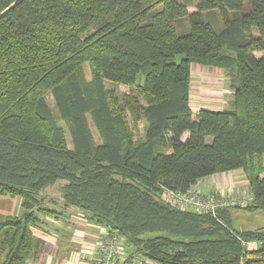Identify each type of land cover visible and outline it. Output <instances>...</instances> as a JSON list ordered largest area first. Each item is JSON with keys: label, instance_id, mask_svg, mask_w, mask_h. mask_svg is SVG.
<instances>
[{"label": "trees", "instance_id": "obj_1", "mask_svg": "<svg viewBox=\"0 0 264 264\" xmlns=\"http://www.w3.org/2000/svg\"><path fill=\"white\" fill-rule=\"evenodd\" d=\"M262 51L264 0H0V195L24 209L0 219V264L33 256L34 228L56 211L41 191L58 180L64 203L118 230L133 255L264 264V228L232 225L235 208L264 211ZM192 63L233 76L231 108L191 105ZM235 169L254 196L246 207L213 215L163 198Z\"/></svg>", "mask_w": 264, "mask_h": 264}, {"label": "crops", "instance_id": "obj_2", "mask_svg": "<svg viewBox=\"0 0 264 264\" xmlns=\"http://www.w3.org/2000/svg\"><path fill=\"white\" fill-rule=\"evenodd\" d=\"M199 71L201 72L199 77L204 79V71L201 69ZM193 83L192 70L191 85ZM231 107L232 104H229L228 108L225 109ZM192 189L203 193L218 192L225 195L250 193L248 179L242 169L206 176L199 179L192 186ZM62 201L58 200L59 206L56 204L57 207L55 208L57 211L55 214L43 215V221L34 228L38 246L33 256L27 261V264L93 263L96 256L97 243L107 236L109 228L90 219L83 209L66 205ZM19 203L21 205V200ZM20 207L22 208V206ZM20 214L15 213L14 215Z\"/></svg>", "mask_w": 264, "mask_h": 264}, {"label": "rangeland", "instance_id": "obj_3", "mask_svg": "<svg viewBox=\"0 0 264 264\" xmlns=\"http://www.w3.org/2000/svg\"><path fill=\"white\" fill-rule=\"evenodd\" d=\"M198 2L199 0H195V3H198ZM194 10H196L195 7L190 8V11H194ZM230 15L233 16L234 14L230 13ZM263 55H264V51L257 52L258 57L263 56ZM179 58L180 56H178L177 59ZM83 67H84L85 77L88 80H90L92 77L91 65L89 63H85ZM199 69L204 71V75H205V78L203 77L204 79H201L199 77L201 75V72L199 71ZM192 70H193L194 83L191 88L192 89L191 90V105L197 110L201 108H213V109L228 108L229 104H231L233 100V92H234L233 76L231 74H228L223 69L213 67V66L205 67L197 63H192ZM211 76H215V77H211ZM143 82H144L143 75H139L138 84H143ZM106 86L109 89H113L119 92V94L121 95L130 94V93L135 94L134 88L130 86L119 85L112 81H107ZM47 100L52 107H55V100L51 93L47 95ZM140 102L143 104H146V101L144 98H141ZM121 103H126V102L125 100H122ZM128 121L131 124H133L130 115H128ZM61 124L66 128L67 139L69 141V145L72 146L71 134L66 124L63 121L61 122ZM91 128H92L95 140L97 142H100L101 138L93 124L91 125ZM144 128H145V124L139 123V125L137 126L136 133L137 134L143 133ZM185 137H187V134L185 135ZM63 183H64L63 180H58L52 186H49L41 191L42 197L44 198L43 205H46L48 207H53V209H56L55 208L57 207L56 204H58L59 206L58 200L60 201L63 200L61 190H60V187ZM20 200L21 199L19 197H10V196L0 195V219H3L4 217L11 215V214L14 215L15 213L17 214L22 213L24 209L20 207L21 206L19 203ZM56 211H53L54 214L56 213ZM232 225H233V228L236 230L264 228V211L260 209L251 211V210H246L242 208L241 209L235 208L232 210ZM150 234H153V233H150ZM130 248H133V246H126V249L128 252H130ZM141 257L145 258V256H142V255Z\"/></svg>", "mask_w": 264, "mask_h": 264}, {"label": "built area", "instance_id": "obj_4", "mask_svg": "<svg viewBox=\"0 0 264 264\" xmlns=\"http://www.w3.org/2000/svg\"><path fill=\"white\" fill-rule=\"evenodd\" d=\"M163 198L176 208L216 215L219 209L246 207L252 203L254 196L252 193L225 195L218 192L203 193L193 189L182 192L167 188ZM246 244L252 249L256 248L258 243L250 241ZM126 246V239L118 230H108L107 236L97 243L92 264H159L152 258L133 255L125 249Z\"/></svg>", "mask_w": 264, "mask_h": 264}]
</instances>
